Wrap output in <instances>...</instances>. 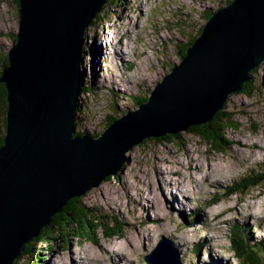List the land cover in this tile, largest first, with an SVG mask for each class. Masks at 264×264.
I'll list each match as a JSON object with an SVG mask.
<instances>
[{"label": "rangeland", "instance_id": "374dc122", "mask_svg": "<svg viewBox=\"0 0 264 264\" xmlns=\"http://www.w3.org/2000/svg\"><path fill=\"white\" fill-rule=\"evenodd\" d=\"M227 1L107 0L84 31L82 81L92 89L79 95L76 131L100 134L110 114L134 110L135 101L180 62L178 45L196 36L204 10ZM18 24L17 0H0V63ZM251 72V94L232 93L221 109L232 121L223 131V151L189 130L144 139L127 151L129 161L116 175L76 197L107 225L121 224L122 237L107 238L98 228L94 240L78 239L68 220L62 230L54 227L60 234L51 239L32 238L16 264H148L144 255L162 236L173 243L171 255L180 264H245L231 249L232 234L244 226L264 243V180L246 193L223 195L240 177L264 171V62ZM3 110L0 102V137ZM241 141L253 147L239 150Z\"/></svg>", "mask_w": 264, "mask_h": 264}, {"label": "water", "instance_id": "95a60500", "mask_svg": "<svg viewBox=\"0 0 264 264\" xmlns=\"http://www.w3.org/2000/svg\"><path fill=\"white\" fill-rule=\"evenodd\" d=\"M106 1L17 0L18 31L0 71V264H14L68 200L116 175L135 145L213 120L264 62V0H230L206 18L148 99L97 136L80 134L84 31ZM171 253L162 236L144 259L176 264Z\"/></svg>", "mask_w": 264, "mask_h": 264}, {"label": "trees", "instance_id": "16d2710c", "mask_svg": "<svg viewBox=\"0 0 264 264\" xmlns=\"http://www.w3.org/2000/svg\"><path fill=\"white\" fill-rule=\"evenodd\" d=\"M230 0H228L226 3H228ZM219 8V7H218ZM217 8V9H218ZM204 14L206 15V18L210 16V14L214 11H211V8L205 9ZM201 27L198 29L196 36L200 33ZM191 37L186 43L179 44V48L177 50L178 54L182 57L185 53L186 48L192 43L194 38ZM15 40V37L13 41ZM7 56V55H6ZM3 57L0 63L1 69L7 64V58ZM0 69V71H1ZM252 75V72H251ZM251 81L248 83H245L243 85V88L241 91L245 94H251L252 86ZM89 89L91 91V87L84 86V83L82 81L81 83V91ZM6 91L2 83H0V102L1 105H3V115L4 112H6V99H5ZM148 96H144L141 99H138L135 101V105L138 106L141 102H144L147 99ZM136 98V97H135ZM135 106V107H136ZM78 107L79 103H78ZM129 109H125V112H128ZM227 112L224 110H219L217 114L215 115L214 119L211 120L207 124H201V125H195L190 127L188 130L192 133H194L196 136H198L203 142L207 143L211 148L215 149L216 151H223L226 145V138L223 135V131L228 127L232 126V121L229 116H227ZM115 119V115H109L107 117V121L105 123V127H107L111 121ZM3 125H6V116L3 117ZM5 130V129H4ZM78 132V131H77ZM80 134L86 133L85 131L79 132ZM94 136H97L98 133L93 134ZM176 134L172 135H166V137L175 136ZM165 137V136H164ZM164 137H161L160 139H163ZM3 135L0 137V145L2 144ZM264 180V171L259 174H251L242 176L238 179V182L235 186H233L229 191L225 193L223 196H229L232 194H242L246 193L250 188L257 186L261 184ZM222 198V196L217 197L215 200L212 201V203H215L219 201V199ZM77 198H72L68 200L67 204L63 207L61 212L55 214L52 219L50 220L49 224L43 227L40 230V233L38 236L34 237L33 239L39 238L41 235L42 237H48L52 238L55 234H60V231L54 230V227H57L58 229L62 230L64 227H67V221L71 220L75 223V233L73 234V237H76L78 239H82L84 237H87L89 240L95 239V231L98 228L103 229V234L107 238L115 237V236H121V224L117 225H107L105 221L102 219V215H98L94 212H87V209L82 207L79 202H76ZM41 237V238H42ZM40 238V239H41ZM28 243L24 246V249L22 250L21 254H24L25 248L27 247ZM231 249L235 255V258L238 260L237 262H243L245 264H261V260L264 258V243L263 240H256L252 238L250 233L246 231L244 226H235L234 232L232 234L231 239ZM199 250V248H197ZM29 253V251L26 252V254ZM25 255V254H24ZM21 256V255H20ZM19 258V257H18ZM17 260H15L14 264H16ZM34 263L43 264L42 261L38 262L35 261Z\"/></svg>", "mask_w": 264, "mask_h": 264}, {"label": "bare ground", "instance_id": "6f19581e", "mask_svg": "<svg viewBox=\"0 0 264 264\" xmlns=\"http://www.w3.org/2000/svg\"><path fill=\"white\" fill-rule=\"evenodd\" d=\"M97 48H99L98 46H97ZM97 81H98V79H97ZM242 147H253L252 146V144H249V143H247V142H244V141H241V142H239V144H238V149L239 150H242L243 148ZM166 184V183H165ZM150 194L154 197V198H157L158 197V195H156L155 193H153L152 191H150ZM245 220V219H244ZM173 244V243H172ZM200 249V248H199ZM76 251H74V254L75 255H77L76 253H75ZM178 252V251H177ZM83 252H81L80 254H82ZM79 254V253H78ZM178 254H179V252H178ZM74 255V256H75ZM76 257V256H75ZM100 259V258H99ZM54 264V263H53Z\"/></svg>", "mask_w": 264, "mask_h": 264}, {"label": "clouds", "instance_id": "9594fccd", "mask_svg": "<svg viewBox=\"0 0 264 264\" xmlns=\"http://www.w3.org/2000/svg\"><path fill=\"white\" fill-rule=\"evenodd\" d=\"M147 99H148V97H147ZM136 108V107H135Z\"/></svg>", "mask_w": 264, "mask_h": 264}]
</instances>
